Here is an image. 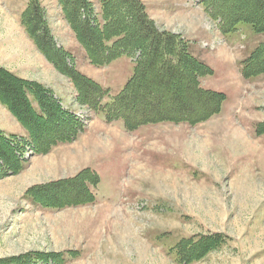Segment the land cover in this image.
I'll return each mask as SVG.
<instances>
[{
	"label": "rangeland",
	"instance_id": "374dc122",
	"mask_svg": "<svg viewBox=\"0 0 264 264\" xmlns=\"http://www.w3.org/2000/svg\"><path fill=\"white\" fill-rule=\"evenodd\" d=\"M56 1L40 0L54 47L68 54L69 66L107 91L99 105H109L131 77L138 54L91 66ZM26 2L0 0V69L52 92L85 128L47 154L29 157L25 148L28 163L0 178V264L20 258L24 264H264V73H241L264 35L243 25L221 34L195 0H140L159 33L181 36L190 54L212 71L199 87L225 100L217 115L202 122H160L128 131L122 120L108 121L102 111L76 102L71 80L39 54L20 25ZM261 57L252 66L264 63ZM145 78L141 85L151 86L153 76ZM169 89L171 95L183 90L174 82ZM198 101L203 105L188 110L197 117L215 100ZM171 105L166 92L146 94L144 102L128 108L137 107L133 120L154 108L156 115L167 112ZM13 122L0 105V130L16 134ZM86 168L99 177L96 188H89L92 204L56 209L29 199L33 192L56 201L71 189L84 196L82 188L62 181ZM206 237L221 242L192 262L178 258L175 246L182 240ZM37 253L42 259L31 258Z\"/></svg>",
	"mask_w": 264,
	"mask_h": 264
},
{
	"label": "trees",
	"instance_id": "16d2710c",
	"mask_svg": "<svg viewBox=\"0 0 264 264\" xmlns=\"http://www.w3.org/2000/svg\"><path fill=\"white\" fill-rule=\"evenodd\" d=\"M204 9L221 34L225 35L237 25L248 27L252 33L264 35V0H195ZM62 16L70 27L79 45L91 63L100 67L120 57H138L132 64L133 71L121 93L109 105L100 106V100L107 91L88 79L67 63L68 54L61 48L54 47L52 36L48 31L45 10L40 0H27L19 16L28 39L33 42L40 55L67 79L71 80L77 92L76 102L90 109L103 112L106 120H122L125 130L131 131L138 126L160 124V122L195 124L215 116L224 102V94L203 89L200 86L202 77L210 76L212 71L198 61L189 52L188 43L179 35L159 33L155 22L147 15L145 6L140 0H57ZM51 40V42L49 41ZM264 59V42L257 45L250 58L243 62L244 76L255 77L264 73V63L252 66L258 56ZM264 61V60H263ZM157 70L164 71L157 75ZM151 74L154 81L151 86L141 85L145 75ZM187 75V78L184 77ZM186 79L183 83L182 81ZM171 82L182 87V94L171 95ZM141 92V94H140ZM168 92L172 102L171 109L156 115L154 109L144 117L136 115L137 107L131 111L129 103L144 102L146 94L154 95ZM140 94V95H138ZM213 98L212 107L204 109L201 116H193L190 106ZM33 103L35 105H33ZM0 105L5 108L17 123L25 130V137L4 135L0 130V178L21 171L28 163L24 158L25 148L29 157L36 154H47L60 143H70L76 139L84 125L76 117L60 106L55 95L42 86L19 79L0 69ZM203 105V104H202ZM93 106V107H92ZM188 108V109H187ZM180 109L187 111L181 112ZM133 116V117H132ZM27 155V156H28ZM62 182H69L85 193L67 190V194L58 200H49L48 196L38 198L33 192L28 197L43 207L62 208L92 204L95 200L90 187L96 188L98 175L89 170H81L76 176ZM58 183L54 182L52 185ZM59 186V185H57ZM55 189H58L55 188ZM221 242L220 237L200 238L197 241L182 240L175 246V251L183 262L199 259L205 253L213 251ZM43 254L31 255L32 259H42ZM23 261V262H22ZM26 263L25 258L12 260L13 264ZM60 262V256L53 263ZM8 263V264H9Z\"/></svg>",
	"mask_w": 264,
	"mask_h": 264
},
{
	"label": "crops",
	"instance_id": "0c3cea01",
	"mask_svg": "<svg viewBox=\"0 0 264 264\" xmlns=\"http://www.w3.org/2000/svg\"><path fill=\"white\" fill-rule=\"evenodd\" d=\"M28 40H29V39H28ZM11 121H12V120H11ZM13 123H14V122H13ZM14 125H15V130L17 131V133H16L17 136L23 137L22 135H23L24 132L21 130V128H19V125H18L17 123H16V124L14 123ZM3 134H4V133H3ZM5 134L16 135L15 133H13V132H11V131H10L9 133H5ZM5 134H4V135H5Z\"/></svg>",
	"mask_w": 264,
	"mask_h": 264
}]
</instances>
